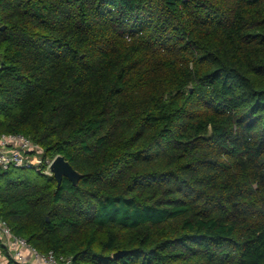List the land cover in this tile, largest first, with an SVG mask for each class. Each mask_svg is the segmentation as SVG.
<instances>
[{"label": "trees", "instance_id": "16d2710c", "mask_svg": "<svg viewBox=\"0 0 264 264\" xmlns=\"http://www.w3.org/2000/svg\"><path fill=\"white\" fill-rule=\"evenodd\" d=\"M0 64V134L82 174L0 167L16 235L82 264H264V0H0Z\"/></svg>", "mask_w": 264, "mask_h": 264}, {"label": "built area", "instance_id": "2783aa9c", "mask_svg": "<svg viewBox=\"0 0 264 264\" xmlns=\"http://www.w3.org/2000/svg\"><path fill=\"white\" fill-rule=\"evenodd\" d=\"M54 160L44 157V150L25 134H0V167L3 170L35 168L53 175L51 166ZM0 264L82 263H76L69 256H58L54 251H39L26 238L16 235L7 221L0 219Z\"/></svg>", "mask_w": 264, "mask_h": 264}, {"label": "water", "instance_id": "95a60500", "mask_svg": "<svg viewBox=\"0 0 264 264\" xmlns=\"http://www.w3.org/2000/svg\"><path fill=\"white\" fill-rule=\"evenodd\" d=\"M6 26H2L5 29ZM54 177L56 178L58 184L60 185L64 178L70 179L75 185L78 184L82 177L77 170L65 159L64 156H57L51 166ZM128 254L126 250H120L114 253L113 258L119 260Z\"/></svg>", "mask_w": 264, "mask_h": 264}, {"label": "rangeland", "instance_id": "374dc122", "mask_svg": "<svg viewBox=\"0 0 264 264\" xmlns=\"http://www.w3.org/2000/svg\"><path fill=\"white\" fill-rule=\"evenodd\" d=\"M28 174H29V175H32V176H34V175H35V173H30V171L28 172Z\"/></svg>", "mask_w": 264, "mask_h": 264}]
</instances>
